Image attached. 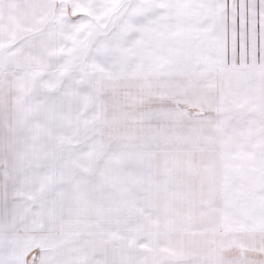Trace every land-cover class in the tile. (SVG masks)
<instances>
[{
  "label": "snow or ice",
  "instance_id": "snow-or-ice-1",
  "mask_svg": "<svg viewBox=\"0 0 264 264\" xmlns=\"http://www.w3.org/2000/svg\"><path fill=\"white\" fill-rule=\"evenodd\" d=\"M0 264H264V0H0Z\"/></svg>",
  "mask_w": 264,
  "mask_h": 264
}]
</instances>
